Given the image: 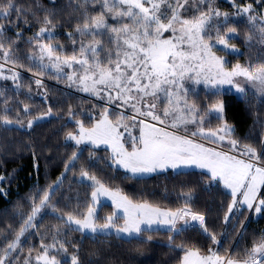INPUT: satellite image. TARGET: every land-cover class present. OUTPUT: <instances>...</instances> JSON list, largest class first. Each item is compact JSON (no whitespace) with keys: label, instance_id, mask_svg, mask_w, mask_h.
Instances as JSON below:
<instances>
[{"label":"snow or ice","instance_id":"snow-or-ice-1","mask_svg":"<svg viewBox=\"0 0 264 264\" xmlns=\"http://www.w3.org/2000/svg\"><path fill=\"white\" fill-rule=\"evenodd\" d=\"M214 3L215 0H75L76 10L81 12L83 19L75 26L76 38L72 33L68 34L74 46L72 54L58 55L62 46L39 42L40 38H55L53 29L48 27L53 21L45 15L44 26L32 38L37 41L38 53L28 58L39 60L42 69L54 67L63 72L61 65L72 68V74L64 73V78L82 85L80 90L93 95L106 92L110 101H123L145 118L139 120L138 137L129 132L128 147L124 143V133L120 131L121 128L128 131V126L122 123L125 118L121 115L114 123L107 111L91 127H85L78 121V132H69L68 140L75 141L76 145H110L112 163L132 177L169 168L196 166L207 169L212 180H222L224 187L230 189L232 202L224 217V222L228 223L234 208L241 211L246 206L256 214L264 211V198L257 199L259 190L264 187V158L249 145H242L238 155L230 154L237 151L238 141L235 139L228 140L229 152L197 142L196 137L210 143H222L235 130L226 122L215 130L206 127L212 119H224V102L217 99L201 109L190 102L186 81L194 85L203 84L213 90L211 94L216 97L224 94V85L231 86L243 96L246 89L238 79L243 78L244 83H249L264 97V63H237L231 69L226 67L229 62L216 55L213 49L221 46V50L228 54L240 52L235 44H229V40L238 37L237 28L230 26L236 20L229 13L213 7ZM97 4L96 14L90 15L88 6ZM201 4L205 8H200ZM19 12L14 0L0 3V17L6 20L10 21L13 14ZM252 13V5L248 4L238 8L235 17L244 16L258 32V42L264 44V17H260L258 25V16ZM109 19L116 23L110 24ZM4 31V25L0 24V58L15 64L17 61L12 59L10 50L3 43ZM165 33L169 35L165 36ZM246 40L251 43L253 37L248 35ZM45 58L50 62L47 65L43 64ZM17 77L18 73L4 76L3 64H0V78L15 80ZM41 83L40 79L36 80L37 85ZM24 111L27 112L28 108L25 107ZM48 114L51 115L50 108ZM131 119L135 122L136 117ZM147 119L159 126L146 122ZM0 120L4 125L21 123L14 122L7 115ZM32 123L29 121V128ZM76 159L73 153L69 163ZM65 171H69L67 165ZM81 176L92 181L95 190L91 193L92 205L81 214V218L67 215L65 223L71 231L98 234L114 230L118 235L136 238L159 230L160 226L177 234L196 227L214 245L221 246V241L209 231L205 216L190 207L173 211L162 210L147 202L136 203L119 190H110L86 171H82ZM49 196V192H44L38 204L33 198L31 214L11 238L5 237L0 243V264H21L22 238L29 229L36 227L35 217L48 206ZM98 196L110 197L117 209L102 222L96 215ZM237 196L241 197L239 201ZM121 219L122 225L118 223ZM178 221H183L180 227H177ZM56 231L59 234V229ZM52 239L51 244L41 242L42 250L35 257L30 250L22 264H81L76 245L69 253L64 242L56 236ZM146 239L151 241L152 236L148 235ZM179 247L184 253L180 264H264V234L245 250L243 260L235 259L234 251L231 255H221L219 251L209 249L207 254H202L199 248ZM60 253L64 255L58 258Z\"/></svg>","mask_w":264,"mask_h":264},{"label":"trees","instance_id":"trees-1","mask_svg":"<svg viewBox=\"0 0 264 264\" xmlns=\"http://www.w3.org/2000/svg\"><path fill=\"white\" fill-rule=\"evenodd\" d=\"M3 2L0 0V3ZM14 2L20 12L14 13L10 21L0 17V24L5 28L3 43L17 62L13 64L2 58L0 60L5 64L4 76L18 73V77L15 80L0 78V117L7 115L14 122L21 123L4 125L0 120V243L5 237L11 238L31 214L33 198L38 204L39 198L47 191L50 194L48 206L35 217L36 227L29 229L22 238L21 264L30 250H33V257L41 252V242L51 244L53 236L65 243L69 253L76 245L81 264H180L184 254L180 245L199 248L202 253L216 247L221 255H231L234 251L235 259H245V250L250 249L253 242L264 234V211L256 214L246 207L241 211L234 208L229 222L225 223L224 217L228 214L232 196L207 173L197 169L167 170L132 177L112 163L109 149L79 146L66 138L69 132H78V121L83 122L85 127H91L107 109L113 113V119V115L121 116L114 109L118 102L112 100L108 103L106 98L93 99L83 95L72 88L66 78L53 70L42 69L39 60L28 58L38 53L37 41L32 38L44 26L45 15L53 21L48 27L53 29L52 36L55 38H40L39 42L62 46L59 55L72 54L74 46L68 34L72 33L76 38L75 26L83 19L81 12L76 10L75 0ZM248 4L252 5V14L258 16L259 25L260 17H264V0H215V8L229 14H235L238 8ZM98 8V4L89 5V14H96ZM235 20L236 23L230 26L237 28L238 37L229 40V44H235L240 52L219 53L227 57L228 66L264 63V44L258 42V32L244 16ZM248 35L253 37L251 43L246 40ZM30 40L32 43H29ZM37 79L41 80L40 85L36 84ZM223 92L219 97L213 96L212 90H202L197 94L199 102L204 101L202 108L217 99L224 102V119H212L211 125L217 127L226 121L235 130L230 138L238 141L237 153L242 151V145H249L264 158V98L251 90L243 96ZM49 108L51 115L48 114ZM29 121L33 122L31 128L28 127ZM138 132L135 129L134 133ZM73 153L77 159L69 163ZM66 165L69 168L67 172ZM82 171L95 176L110 190H119L136 203L147 202L162 210L173 211L190 207L194 212L203 214L209 231L221 241V246L214 245L196 227H189L179 234L159 228L136 238L114 233L71 231L65 223L67 215L81 218V214L92 205L93 183L79 179ZM261 198H264V187L259 195ZM113 213L114 207L103 203L97 217L102 222L104 217ZM119 224L122 225L123 220ZM148 235L152 236L151 241H147ZM63 255L60 253L58 258Z\"/></svg>","mask_w":264,"mask_h":264},{"label":"rangeland","instance_id":"rangeland-1","mask_svg":"<svg viewBox=\"0 0 264 264\" xmlns=\"http://www.w3.org/2000/svg\"><path fill=\"white\" fill-rule=\"evenodd\" d=\"M227 1H232V0H227ZM199 7H200V8H205V5H204V4H201V5H199ZM213 7H215V3L213 4ZM191 14H192V13H188V15H191ZM230 17H234V18H236V17H235V14H230ZM108 22H109L110 24H115V23H116L115 21H113V20H111V19H109ZM168 35H169L168 33H165V36H168ZM213 51L216 53V55L221 56V57H223L226 61H228V59H227V57H226L225 55L219 53V51H222V50H221V46H217V47H215V48L213 49ZM57 54H58V53H57ZM58 55H59V54H58ZM61 56H63V55H61ZM2 59H3V58H2ZM40 63H41V62H40ZM49 63H50V62L47 60V58H45V60L43 61V64L47 65V64H49ZM0 64L5 65V64L3 63L2 60H0ZM241 65H242V64H241ZM233 66H234V65H233ZM233 66H228V64L226 65V67H227L228 69H231ZM61 67L63 68V72H58L57 69L54 68V67H49V68H46V69H47V70H53V71L56 72L58 75H61V76H63V77H64V73H67V74H69V75L72 74V72H73V69H72V68H67V67H64L63 65H61ZM238 79L241 80V86L244 87V88L246 89V91H247V90H251V91H253V92H256L258 95H260L257 89L252 88V86H251L249 83H244V82H243V78H238ZM67 81H68V84H69L72 88H74V89H76V90H79L80 93L83 94V95L89 96V97H91V98H93V99H95V98H99V99H100V98H106L107 101H108V103L111 102V101L107 98V97H108V93H106V92L101 91V92H100V95H93L91 92H86V91H82V90H80V88L82 87V85H79L78 83H73L72 81H69V80H67ZM186 87L189 88L190 102H194V103H196L198 107H200L201 109H203L201 104H204V101H202V103H200L199 100L197 99V98H199V96H198L197 94L200 93L202 90H210V89H208L207 87H205L203 84H201V85H194V84H192L191 82H187V81H186ZM212 91H213V90H212ZM223 91H230V92H233V93L237 94L238 96H242L241 94L236 93L235 90H234L231 86H229V85H224V86H223ZM113 95H114V94H113ZM196 95H197V96H196ZM260 96H261V95H260ZM261 97H262V96H261ZM263 98H264V97H263ZM116 101L118 102V103H116V104H118V106H116L114 109L116 110V112H119L121 115H123V117H124L125 119L122 121V123L128 126V131H125L124 128H121V129H120V131L124 133V143H125V146L128 147V146H129V142H128L129 132L131 133V135H132L133 137H138L139 134H140L139 120H141V119H145V118H144V117H140L137 113H135V112L133 111V109H132L129 105H125V104L123 103V101H120V100H116ZM197 102H199V103H197ZM109 107L113 108V106H109ZM105 111L108 112L109 119L113 120L114 123L116 122L117 118L120 117V116H118V115H113V116H114V119H113L112 116H111L113 113L110 112V111H108V109L105 110ZM105 111H104V112H105ZM104 112H103V113H104ZM133 116L136 117L135 122L131 119V117H133ZM223 116H224V113H223ZM127 117H128V118H127ZM100 118H101V117H100ZM100 118H99V119H100ZM146 122L157 123V122H155V121H151L150 119H147ZM225 122H226V121H223V122H222L219 126H217V127H213V126L211 125L212 123H211L210 125H206V127L210 126L213 130H215V129L221 127ZM226 123H227V122H226ZM227 124H228V123H227ZM228 125L231 126V127L233 128L232 125H230V124H228ZM157 126H159L158 123H157ZM190 127H191V126H190ZM135 129H136L137 131H139L137 134L134 133ZM230 137H231V136L226 137L225 140H224L222 143H210L209 141H207V140H203V139H201V138H199V137H196V138H194V139H196L197 142L204 143L205 146H207V147L216 148L218 151H219V150H223V151H225V152H229L230 145L228 144V140L231 139ZM83 145H90V146H94V147H104V148H106V149H109L110 152H111V154H112V150H111V146H110V145H103V144H102V145H99V146H95V145H92V144H90V143H85V144H81V145H79V146H83ZM234 153H237V152H236V151H235V152H230V154L235 155ZM118 167H119V166H118ZM192 169H197V170H199V171L205 172V173H207L208 175H210V173L208 172L207 169H200V168H198V167H196V166L181 167L180 169H176V171H187V170H192ZM167 170H173V169L169 168V169H167ZM167 170H157L156 172H153V173H146V174L139 175V176H148V175H152V174L159 173V172H165V171H167ZM79 179H80V180L89 181V182L93 183L92 181H90V180H88V179H86V178H82L81 174H80V176H79ZM213 181H214V182L218 181V182L223 186V188L226 189V188L224 187V185H223V181H222V180H213ZM262 189H263V188H261V189L259 190L257 199H259V194H260V192H261ZM94 190H95V188H94ZM226 190L230 192V189H226ZM112 191H114V190H112ZM121 194H122V193H121ZM122 195H123V194H122ZM240 199H241V197H240V196H237V201H239ZM103 203H108V204L112 205V206L114 207V212H115V213L117 212V209L115 208V204L113 203V201L111 200L110 197H106V196H98V204L96 205V207H97V213H98V210H99L100 205L103 204ZM245 207H246V206H245ZM97 213H96V215H97ZM117 214L119 215V213H117ZM120 221H122V220H119L118 223H120ZM73 227H74V226H73ZM154 228H155V226H154ZM160 228L167 229V228L164 227V226H160ZM84 233H86V234H92V233H90V232H84ZM109 233H114V234H116L114 230H109L108 232H105V233H98V234H109ZM116 235H117V236H122V237H125V238H129V237H127L126 235H123V234H120V235L116 234ZM212 249L217 251V248H216V247H213ZM229 251H230V250H229ZM229 253H230V252H229ZM202 254H207V253L204 252V253H202Z\"/></svg>","mask_w":264,"mask_h":264},{"label":"built area","instance_id":"built-area-1","mask_svg":"<svg viewBox=\"0 0 264 264\" xmlns=\"http://www.w3.org/2000/svg\"><path fill=\"white\" fill-rule=\"evenodd\" d=\"M194 223V222H193ZM183 224V221H178L177 222V227H180Z\"/></svg>","mask_w":264,"mask_h":264}]
</instances>
